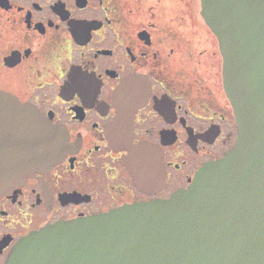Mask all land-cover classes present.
Here are the masks:
<instances>
[{"label": "flooded vegetation", "instance_id": "af4514ba", "mask_svg": "<svg viewBox=\"0 0 264 264\" xmlns=\"http://www.w3.org/2000/svg\"><path fill=\"white\" fill-rule=\"evenodd\" d=\"M222 64L201 0H0V91L63 143L0 196V264L30 232L169 199L222 159L238 137ZM140 144L161 156L143 184L126 162Z\"/></svg>", "mask_w": 264, "mask_h": 264}, {"label": "water", "instance_id": "95a60500", "mask_svg": "<svg viewBox=\"0 0 264 264\" xmlns=\"http://www.w3.org/2000/svg\"><path fill=\"white\" fill-rule=\"evenodd\" d=\"M201 16L223 58V86L238 123L233 149L169 199L30 232L9 264H264V0H201ZM116 135L110 141L122 146L127 135ZM62 150V138L30 106L0 91V196ZM156 157L149 145L130 150L136 181L143 184L139 172L151 170Z\"/></svg>", "mask_w": 264, "mask_h": 264}]
</instances>
